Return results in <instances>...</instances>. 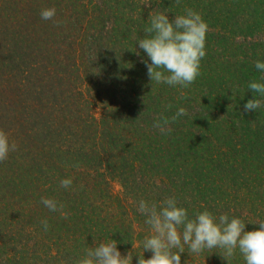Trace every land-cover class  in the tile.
Listing matches in <instances>:
<instances>
[{
  "label": "trees",
  "instance_id": "16d2710c",
  "mask_svg": "<svg viewBox=\"0 0 264 264\" xmlns=\"http://www.w3.org/2000/svg\"><path fill=\"white\" fill-rule=\"evenodd\" d=\"M50 7L55 17L41 19ZM185 8L212 30L197 78H205L198 82L204 92L151 83V61L138 45L150 14L172 20ZM222 46L225 55L210 60ZM257 60L264 62V0H0V95L13 107L0 105L13 113L7 123L17 144L0 162V230L12 209L18 230L27 232L18 235L20 246L0 239V264H76L85 249L110 239L122 255L131 252L132 264L138 255L148 259L142 242L151 230L137 211L140 199L159 204L175 196L189 218L207 209L258 229L264 107L244 108L255 96L264 100L248 88L264 82ZM66 69L75 85L68 95L56 90ZM180 107L188 114L170 134L153 128L160 113L170 117ZM64 178L73 180L68 189L60 186ZM42 197L63 203L68 218L50 212ZM220 252L189 254L185 245L181 264H245L238 251L228 262Z\"/></svg>",
  "mask_w": 264,
  "mask_h": 264
},
{
  "label": "clouds",
  "instance_id": "9594fccd",
  "mask_svg": "<svg viewBox=\"0 0 264 264\" xmlns=\"http://www.w3.org/2000/svg\"><path fill=\"white\" fill-rule=\"evenodd\" d=\"M175 2L179 5L181 0ZM55 15V7L42 9L40 13L43 20H51ZM149 20L150 26L144 29L148 35L140 39L138 45L151 61H145L151 83L188 88L201 75L209 25L200 13L191 8H185L183 15H177L172 20L164 12L150 14ZM255 68L264 72V62L257 60ZM261 81H264V76H261ZM248 88L264 97V82L254 80L248 84ZM261 107H264V100L256 96L244 105L246 111ZM171 108V104L165 105L166 110ZM187 114L184 107L178 108L170 117L162 112L155 117L152 126L162 135L170 134L171 124ZM16 150L17 144L10 140L5 130L0 129V162L7 160L9 154ZM72 184V178L60 180L62 188L68 189ZM41 203L50 212H59L64 219L68 218L69 213L64 211L63 203L46 197L41 198ZM137 211L145 217L144 222L151 230L142 242L143 252L152 253L148 259L143 254L138 255L137 264H181L185 245L189 254L219 249L221 252L218 254L228 262L238 251L245 264H264V221L257 222L258 229L246 231L247 223L243 219L230 218L227 213L217 217L205 209L195 213L194 218H189L188 210L179 206L175 196L167 197L159 204L140 199ZM41 224L47 231L48 220H41ZM117 244L116 240L110 239L87 248L76 264H132L131 252L122 255Z\"/></svg>",
  "mask_w": 264,
  "mask_h": 264
},
{
  "label": "rangeland",
  "instance_id": "374dc122",
  "mask_svg": "<svg viewBox=\"0 0 264 264\" xmlns=\"http://www.w3.org/2000/svg\"><path fill=\"white\" fill-rule=\"evenodd\" d=\"M175 16H177V14L172 15L173 18H175ZM209 31H212V30L210 29ZM223 49H224V47L222 46V47H218L217 51L212 50L210 60H214V58H221L223 55H225V51ZM63 71H64V68H63L61 73H63ZM70 73H71V71L69 69H66V71H65V74H67L66 75V81L63 84H61L58 88H56V90H62V92H64L66 95L71 94L75 88V85L72 81L73 74H70ZM203 79H205V78L200 77L199 81L196 79V83H193L192 85H190L188 87V90L204 92L203 87L200 84L198 87V82L202 83ZM10 86L11 87L8 90H11L12 87H15V84L13 83V85H12V83H10ZM229 87L233 88V90L236 89L235 86L228 85L227 88H229ZM230 92L232 93L233 91H230ZM7 95L8 94L0 95V99L4 103H7V106H5V107L8 110H10L13 106L9 103ZM200 96L202 97L203 93H200ZM5 107H3V105H0V129L5 130L9 134L10 140L15 142L14 137H16V136H14L11 129H9L10 126L7 123V120H12V121L14 120V119H12L13 113H10V111L5 110ZM1 108H4V111ZM93 111H94L95 116L98 117L101 114L102 109L96 104ZM6 116L8 119L5 118ZM7 128H8V130H7ZM16 151H14V152H16ZM10 154L13 155V152H11ZM112 189H113V191L117 192L120 190V185L117 182H112ZM19 207H20V204H19ZM4 215L7 216L11 221L9 219L6 220L7 225L5 226L6 227L5 230L3 231L2 230L3 228L0 230V234H1L0 239H3L5 242H8V240L12 237L13 238L12 241L18 242L19 246L22 245L23 243H25L24 242L25 238H23L22 236L21 237H19V236L20 235H26L27 232L18 230V225L12 220V218L14 217L13 210L11 209L9 212H4Z\"/></svg>",
  "mask_w": 264,
  "mask_h": 264
}]
</instances>
